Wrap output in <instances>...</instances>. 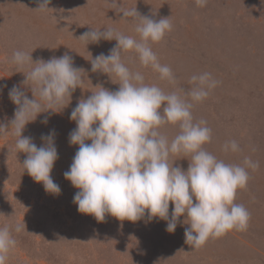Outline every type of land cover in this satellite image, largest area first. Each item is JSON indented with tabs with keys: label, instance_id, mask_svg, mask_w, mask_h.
<instances>
[{
	"label": "rangeland",
	"instance_id": "1",
	"mask_svg": "<svg viewBox=\"0 0 264 264\" xmlns=\"http://www.w3.org/2000/svg\"><path fill=\"white\" fill-rule=\"evenodd\" d=\"M121 6L136 7L154 20L170 18L173 25L151 47L161 64L172 69L175 85L142 66L134 52L122 54L124 63L142 73L146 83L165 92L183 89V95L192 87L194 74L209 72L220 82L192 112L212 130V141L205 147L217 158L242 164L247 156L259 162L257 170L248 169L247 188L238 190L235 201L251 214L246 231L233 230L196 250L185 241L184 230L190 225L183 223L184 217L169 233L167 222L159 218L132 222L109 214L98 222L78 211L73 198L79 190L64 177L79 147L69 143V133L76 128L70 113L79 100L99 90L96 86L119 88L115 76L112 81L107 74L91 71L92 57L107 55L117 41L87 45L78 38L91 27H112L139 39L132 18L123 19ZM37 7V0H0V122L8 124L13 118L16 105L8 95L13 85L34 98L24 83L28 68L13 63L17 50L32 54L34 61L67 53L74 66L85 71L84 83L62 112L40 114L23 132L39 147L44 143L41 135L55 130L59 159L51 176L61 189L59 195L46 192L24 169L27 154L16 149L17 138L0 135V228L24 225L20 233H12L17 244L7 264H264V0H207L204 7L195 0H51L47 13L34 11ZM45 117L47 124L41 122ZM161 131L171 140L179 129L169 124ZM232 140L240 152L223 151ZM176 166L187 170L189 161L179 160Z\"/></svg>",
	"mask_w": 264,
	"mask_h": 264
},
{
	"label": "clouds",
	"instance_id": "2",
	"mask_svg": "<svg viewBox=\"0 0 264 264\" xmlns=\"http://www.w3.org/2000/svg\"><path fill=\"white\" fill-rule=\"evenodd\" d=\"M195 2L198 7L207 4V0ZM37 3L34 11L47 13L51 9V0ZM119 11L123 19L132 18L139 39L112 27H91L78 38L87 45L117 41L107 55L92 57L91 71L107 74L111 80L115 76L119 81L115 91L96 86L99 90L79 100L70 113L76 128L69 133V143L79 147L64 177L79 190L73 198L78 211L94 216L98 222L109 214L132 222L145 216L149 222L159 218L167 222L169 233L175 232L184 217L183 223L190 225L184 230L185 241L196 250L233 230L246 231L251 214L235 201L238 190L247 188L248 169L257 170L259 162L247 156L242 164L217 158L205 147L212 141V130L205 120H196L192 112L194 104L205 100L220 82L209 72L194 74L190 78L192 87L183 95V89L165 92L156 84L146 83L142 73L131 71L124 63L122 54L134 52L142 66L175 85L172 69L161 64L151 47L161 42L173 25L170 18L143 16L136 7L121 6ZM13 63L28 68L24 83L31 87L34 98L30 99L19 86L9 89V99L16 108L8 124L0 122V135L11 133L17 138L16 149L27 154L24 169L43 184L46 192L59 195L61 189L51 176L59 159L55 130L41 135L44 143L39 147L23 132L40 114L62 112L72 93L82 88L85 71L75 67L67 53L34 61L32 54L17 50ZM41 122L47 124L48 118ZM169 124L179 129L171 140L161 131ZM223 151L235 153L241 149L232 140L223 145ZM182 159L189 161L187 170L176 166ZM23 227L17 223L14 228H0V264H7L16 247L13 231L20 233Z\"/></svg>",
	"mask_w": 264,
	"mask_h": 264
}]
</instances>
